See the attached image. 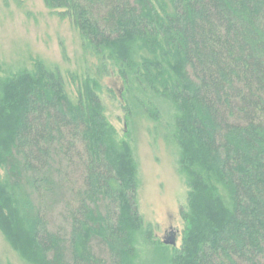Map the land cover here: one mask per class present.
I'll list each match as a JSON object with an SVG mask.
<instances>
[{"label":"trees","instance_id":"16d2710c","mask_svg":"<svg viewBox=\"0 0 264 264\" xmlns=\"http://www.w3.org/2000/svg\"><path fill=\"white\" fill-rule=\"evenodd\" d=\"M45 1L116 61L145 113L172 106L189 187L172 263L264 264V0ZM0 96V220L14 244L37 264H135L138 165L95 89L75 102L39 66Z\"/></svg>","mask_w":264,"mask_h":264},{"label":"rangeland","instance_id":"374dc122","mask_svg":"<svg viewBox=\"0 0 264 264\" xmlns=\"http://www.w3.org/2000/svg\"><path fill=\"white\" fill-rule=\"evenodd\" d=\"M39 66L60 72L75 102L88 88L95 89L117 139L130 144L138 165V204L145 226L136 239L135 264H173V249L182 247L181 211L188 207L189 187L179 169L172 106L159 103L161 120L145 113L127 91L116 61L86 45L74 21L45 0H0V87L3 80ZM5 225L0 220V264H37L14 244ZM145 230L152 232L150 240ZM172 233L176 246L165 243Z\"/></svg>","mask_w":264,"mask_h":264},{"label":"water","instance_id":"95a60500","mask_svg":"<svg viewBox=\"0 0 264 264\" xmlns=\"http://www.w3.org/2000/svg\"><path fill=\"white\" fill-rule=\"evenodd\" d=\"M165 243L168 245L176 246L177 244L176 233H172V235L165 240Z\"/></svg>","mask_w":264,"mask_h":264}]
</instances>
